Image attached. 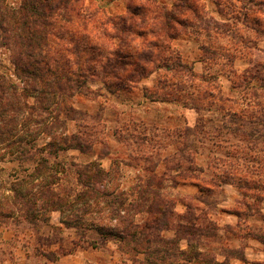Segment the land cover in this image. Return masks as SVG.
<instances>
[{
  "label": "rangeland",
  "instance_id": "374dc122",
  "mask_svg": "<svg viewBox=\"0 0 264 264\" xmlns=\"http://www.w3.org/2000/svg\"><path fill=\"white\" fill-rule=\"evenodd\" d=\"M198 1L81 0L74 12L85 27L39 28L41 49L32 57L24 53L29 40L0 29V114L17 124L13 142L0 144V202L14 195L9 183L26 178L43 157L50 166L37 179L28 176L22 192L34 194L56 170L61 192L76 193L75 172L97 165L108 172V190L127 204L145 210L151 204L143 192L169 203L165 227L148 244L142 239L137 252L95 227L120 229L104 204L91 205L80 227L60 222L74 219L73 212L43 213L46 222L35 226L16 213L0 217V264L62 257L75 258L73 264H242V241H264L263 27L253 15L245 18V0ZM4 4L18 10L22 0ZM164 13L174 18L169 39L155 35ZM74 54L82 74L60 91L65 80L54 72L64 78L76 68ZM56 62V70L23 73L26 65L42 70ZM72 136L85 147H69ZM17 146L26 151L21 165L11 155ZM227 211L234 225L221 220Z\"/></svg>",
  "mask_w": 264,
  "mask_h": 264
},
{
  "label": "trees",
  "instance_id": "16d2710c",
  "mask_svg": "<svg viewBox=\"0 0 264 264\" xmlns=\"http://www.w3.org/2000/svg\"><path fill=\"white\" fill-rule=\"evenodd\" d=\"M182 1L194 2L195 6L199 2L198 0ZM245 2L251 3V6H248L245 9V18L247 16L250 17L253 15L254 24L263 27V29L259 28V31L264 34V0H245ZM79 6H81V0H22L20 8H18V10H13L6 7V5L4 4V0H0V29L4 28L5 30H8L9 33L14 32V34H16L18 38L21 37L26 42H28L29 40V44L27 45L32 46V48H30L29 46L25 49L24 53H28L25 55L28 57H32L34 56L32 52L33 49L38 51H40L41 49L40 47H38L39 40H41L40 37L42 35L39 33V28L53 26L55 29L59 30L61 29V23H65L67 24V26L75 24L81 28L85 27V18L74 12V10L76 8H79ZM17 13L19 14L18 17L15 16ZM96 13H98V11H96ZM131 13L133 12L131 11ZM257 15H260V17ZM163 18L165 19V21L162 23V27H157L158 30L155 31V35L156 37H158L159 35L158 38L161 39L160 35L163 31L165 37H167L168 39L172 38V34L176 30L175 26L171 23V21H174L172 13H164ZM5 21H8V25L6 27H4V24L6 25ZM181 23H183L184 25V22L180 20L178 21V26H181ZM99 24L100 21L96 25ZM96 28L99 29L100 26H96ZM19 29L21 30V33H17ZM37 34H40L39 40L36 39ZM103 35L104 34H102V36ZM13 36L14 35H10V39L13 38ZM72 38V34H70V41L72 40ZM75 46L81 45L79 44V42H77ZM94 49L96 48L93 47L91 50ZM79 58L80 57H75L74 61L75 63L77 62V67L69 71L66 77L58 78V74L54 72V78L65 80L64 84L57 85L58 90L61 91L67 88V84L69 82H75V84L77 83V78L82 74L81 69H79ZM26 66L27 67L23 70V73L25 75H37V73L39 72H43L45 70L52 71L54 67L56 70V67H58L57 62L53 66L45 67L42 70L37 65ZM84 84L85 83L81 82L78 85V89L82 90L84 88ZM4 90L5 88L2 84H0V101H2L4 98ZM70 110L72 109L70 108ZM5 117L6 116L2 117V115L0 114V144L5 142L12 143L13 141L11 140L17 132V128L15 127L17 124H14L12 127L7 121L11 117ZM61 139H65V143L68 141L66 137H63ZM69 139V147L77 148L79 150L85 147L81 143V141L77 140V138H75L74 136L70 137ZM51 146L52 145H50V147ZM58 147L59 146L56 145V149H59ZM25 153L26 151L24 149L20 148V146H17L14 148V151L11 153V155L13 156V160L21 165L22 155H24ZM32 163L33 166H31V172L26 176V178L16 179L14 182L9 183L8 190L10 192H13L14 195L12 197H3L2 199L4 200L0 202V217H2L3 219H12L16 213L18 216L17 218H21L26 223L35 226L36 221L40 220L41 218L43 219V222H46V217H42L43 213L57 210L61 213V215H64V213L66 212H73L74 219L64 217L60 222L66 227H78L80 225L79 220L81 221L83 219V216L91 208V205L99 206L98 204H104L110 209L113 219L119 218L118 220L120 229H118V227L105 228V226L102 227L98 225H96L95 227H97L99 232H102L101 235H105L106 237H113L117 241L121 242L123 246L130 249V251L132 252H137V246L141 243L142 239H144L145 243L148 244L150 235L157 238V230H160V225L162 224L163 227H165L166 225L164 219L166 214L169 212V203L165 202L163 198H159V194L157 192L152 193L154 194V199L143 197L145 196V193H140L141 199L145 198V201H150L149 204H151L145 210H140L137 205H134L132 203L127 204V200H121L120 195L114 194L113 191L108 190L107 186L105 185L108 184V181H110L109 179H107L108 172H105L97 165L93 167V171L91 173L82 172L85 170L83 168L78 169L75 172V186L80 187V189L77 190L76 193H74L73 190H63L61 192V188L63 185L59 178L60 176H57L56 170L54 171L55 178H52L54 181L49 180V177L48 182L40 186V188H38L34 194H31L29 190L22 192L21 190H19V188L23 185L24 180H27L28 176L37 179V177H40L42 175V170L40 169H46L50 166L47 159L43 157L38 161H33ZM60 171L61 174L64 173L63 168ZM156 182L160 184L161 180L158 179ZM119 212H123V216L119 217ZM142 215L146 218L143 220L142 224H140L135 221V217ZM261 241H263V239ZM212 263L218 264V262L214 260L202 258V264Z\"/></svg>",
  "mask_w": 264,
  "mask_h": 264
},
{
  "label": "crops",
  "instance_id": "0c3cea01",
  "mask_svg": "<svg viewBox=\"0 0 264 264\" xmlns=\"http://www.w3.org/2000/svg\"><path fill=\"white\" fill-rule=\"evenodd\" d=\"M233 193L237 195L236 192H233ZM225 205L229 207L231 204L227 202ZM222 216H223V219H221L222 221L224 220V217H229L227 219L229 220L228 223L230 225H234V223H236L234 220V215L229 213L228 211H227V215L225 214L224 216V213H223ZM230 217H233L231 218L232 222H230ZM242 242H243V256L246 260V262L242 264H252L251 262L253 261L260 263V264H264V242L255 237L254 238L247 237ZM217 260H218V257H217ZM68 262L73 264V262H76V259L73 257L72 258L62 257V258H59L58 261L55 262L54 264H68Z\"/></svg>",
  "mask_w": 264,
  "mask_h": 264
}]
</instances>
